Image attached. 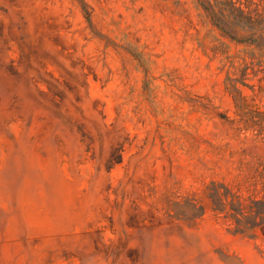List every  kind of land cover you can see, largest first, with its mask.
Here are the masks:
<instances>
[{
    "label": "rangeland",
    "instance_id": "obj_1",
    "mask_svg": "<svg viewBox=\"0 0 264 264\" xmlns=\"http://www.w3.org/2000/svg\"><path fill=\"white\" fill-rule=\"evenodd\" d=\"M85 1L0 0V264H264L207 195L264 199V62L197 0Z\"/></svg>",
    "mask_w": 264,
    "mask_h": 264
},
{
    "label": "trees",
    "instance_id": "obj_2",
    "mask_svg": "<svg viewBox=\"0 0 264 264\" xmlns=\"http://www.w3.org/2000/svg\"><path fill=\"white\" fill-rule=\"evenodd\" d=\"M197 2L223 36L237 46H244L242 52L228 55L232 65L236 60L240 61L244 77L248 74L249 68H253L252 64L264 62L263 0H197ZM82 6L92 25V15L85 0H82ZM240 82L246 84L244 79L228 74L227 85L235 98L239 113L243 116L245 95L239 85ZM207 195L216 212L233 220L236 232L256 236L260 234L264 237V199L251 198L249 202H245L228 184L216 180L209 184ZM190 202L195 210L192 213L194 217L205 214V208L201 209L196 202Z\"/></svg>",
    "mask_w": 264,
    "mask_h": 264
}]
</instances>
